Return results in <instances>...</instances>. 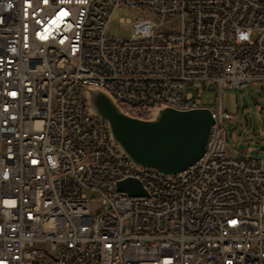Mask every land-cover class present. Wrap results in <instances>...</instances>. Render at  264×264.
I'll use <instances>...</instances> for the list:
<instances>
[{
    "label": "built area",
    "instance_id": "built-area-1",
    "mask_svg": "<svg viewBox=\"0 0 264 264\" xmlns=\"http://www.w3.org/2000/svg\"><path fill=\"white\" fill-rule=\"evenodd\" d=\"M120 5L154 19L109 36ZM255 82L264 0H0V264H264V156L227 154L220 97L202 154L169 174L108 145L87 102L96 87L148 117Z\"/></svg>",
    "mask_w": 264,
    "mask_h": 264
},
{
    "label": "water",
    "instance_id": "water-1",
    "mask_svg": "<svg viewBox=\"0 0 264 264\" xmlns=\"http://www.w3.org/2000/svg\"><path fill=\"white\" fill-rule=\"evenodd\" d=\"M87 102L90 111L107 123L113 140L130 159L165 174L184 168L202 154L213 122L205 106L188 109L160 106L148 117L130 115L96 87L87 89ZM258 150L251 149L249 153L256 154ZM116 186L129 195H147L136 178L119 180Z\"/></svg>",
    "mask_w": 264,
    "mask_h": 264
},
{
    "label": "rangeland",
    "instance_id": "rangeland-1",
    "mask_svg": "<svg viewBox=\"0 0 264 264\" xmlns=\"http://www.w3.org/2000/svg\"><path fill=\"white\" fill-rule=\"evenodd\" d=\"M140 17L154 19L147 8L120 5L111 15L106 33L114 38L127 39L134 32V21ZM169 26L175 28L177 22L172 20ZM188 89L195 96L199 95L202 106L214 107L220 97L223 108L233 116L234 121H223L228 155L245 157L251 155V149L258 148L254 155L264 156V82H255L244 88L224 86L221 92L218 88L206 86ZM88 194L92 196L90 192Z\"/></svg>",
    "mask_w": 264,
    "mask_h": 264
},
{
    "label": "bare ground",
    "instance_id": "bare-ground-1",
    "mask_svg": "<svg viewBox=\"0 0 264 264\" xmlns=\"http://www.w3.org/2000/svg\"><path fill=\"white\" fill-rule=\"evenodd\" d=\"M113 101L118 105L120 109H126V100L121 98L120 96H113ZM127 111L130 114H135L138 117H147L148 115V108H141L137 107L134 104H127ZM146 116H143L145 115ZM104 134H111L110 129L107 124H104ZM105 142L108 145H115V141L113 140L111 135H105ZM117 152H124L120 146L117 144ZM133 165H140L133 161Z\"/></svg>",
    "mask_w": 264,
    "mask_h": 264
}]
</instances>
